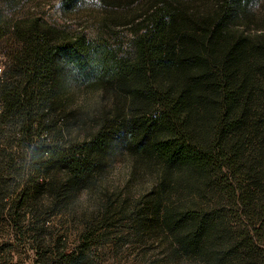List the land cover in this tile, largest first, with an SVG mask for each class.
I'll return each mask as SVG.
<instances>
[{
  "label": "trees",
  "instance_id": "obj_1",
  "mask_svg": "<svg viewBox=\"0 0 264 264\" xmlns=\"http://www.w3.org/2000/svg\"><path fill=\"white\" fill-rule=\"evenodd\" d=\"M253 1L205 0L193 9L180 0H153L132 21L133 57L102 36L64 37L56 28L16 24L22 45L9 54L0 89V222L17 235L30 231L38 264H86L87 249L107 235L90 227L99 217L107 220L106 212L88 211L78 193L96 190L120 144L162 163L165 179L148 219L164 225L179 249L207 264H227L261 240L264 31L234 28L237 20L249 23ZM9 30L0 20V36ZM63 73L75 87H117L130 116L92 133L77 124L76 107L62 118L47 116L45 109L62 102ZM248 145L252 165L243 154ZM173 170L178 176L166 179ZM178 186L213 189L217 201L207 208L188 201L159 206ZM225 203L239 219L235 227L224 219ZM63 216H83L75 248L55 234Z\"/></svg>",
  "mask_w": 264,
  "mask_h": 264
},
{
  "label": "rangeland",
  "instance_id": "obj_2",
  "mask_svg": "<svg viewBox=\"0 0 264 264\" xmlns=\"http://www.w3.org/2000/svg\"><path fill=\"white\" fill-rule=\"evenodd\" d=\"M152 1L0 0V20L10 25L9 32L0 36V59L4 60L8 69L11 60L9 54H12L13 48L22 45L13 31L17 23L22 24L25 21V26L32 24L38 31L45 28L47 30V27L56 28L64 37L84 34L89 39H95L102 36L118 47L120 54L133 57L135 49L130 31L132 21ZM186 1L180 0V4L188 3L193 9L202 8L205 2L190 0L185 3ZM214 1L216 0H210L211 3ZM250 11L253 15L249 23L240 19L235 22L234 28L255 35L264 31V0H254ZM261 73L259 79L264 78ZM63 74L65 78L59 92L63 96L62 102L54 105L52 109H45L47 116L62 118L65 112L76 107L80 111L77 124L83 123L88 133H92L103 123L114 122L117 126L116 123L123 116H130L128 98L117 87H75L67 81L66 73ZM261 130L264 131V126ZM251 146H246L243 153L250 158L248 165L254 163L252 156L249 157L253 147ZM163 170L159 160L147 159L140 151L120 144L105 165L96 190L89 187L78 193L79 198L84 199V206L88 211L103 210L108 218L105 220L99 217L91 221L92 229L97 232L107 230L108 233L101 238V243L87 249L86 264H207L194 252L179 249L164 225L148 219L151 208L157 206L158 183L160 179H165ZM177 174L173 170L166 179H174ZM257 175L262 177L264 173ZM182 188L183 191L180 186L172 188L170 195L158 205L174 207L178 202L188 201L191 206L194 203L207 208L213 201H217L218 193L213 189L202 193L194 187ZM263 189L260 188L261 191L258 192L261 197L264 195ZM226 205L228 211L224 219L235 227L239 219H235L234 210L231 211L228 203ZM56 222L55 234L61 235L62 242L66 241V248H75L79 229L85 226L83 216H63L57 218ZM29 228L26 227L27 230ZM30 236V231L17 235L11 224L0 222V264H38ZM259 240L251 242L250 251L238 252V258L232 259L230 256L231 260L227 264H264V234ZM62 248L61 244L60 250ZM211 264L224 263L214 259Z\"/></svg>",
  "mask_w": 264,
  "mask_h": 264
},
{
  "label": "built area",
  "instance_id": "obj_3",
  "mask_svg": "<svg viewBox=\"0 0 264 264\" xmlns=\"http://www.w3.org/2000/svg\"><path fill=\"white\" fill-rule=\"evenodd\" d=\"M5 74H6V66L3 59H0V89L5 81ZM3 111V102L0 99V113Z\"/></svg>",
  "mask_w": 264,
  "mask_h": 264
}]
</instances>
